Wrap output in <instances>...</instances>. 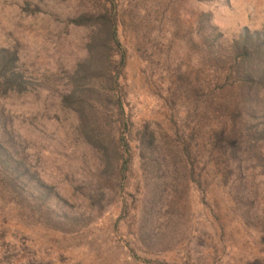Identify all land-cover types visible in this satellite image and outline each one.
<instances>
[{
	"label": "rangeland",
	"instance_id": "1",
	"mask_svg": "<svg viewBox=\"0 0 264 264\" xmlns=\"http://www.w3.org/2000/svg\"><path fill=\"white\" fill-rule=\"evenodd\" d=\"M99 3L0 0V49L31 82L2 104L29 168L0 162V264H264V93L233 49L264 0H114L125 127L106 151L53 105L94 34L69 19Z\"/></svg>",
	"mask_w": 264,
	"mask_h": 264
},
{
	"label": "trees",
	"instance_id": "2",
	"mask_svg": "<svg viewBox=\"0 0 264 264\" xmlns=\"http://www.w3.org/2000/svg\"><path fill=\"white\" fill-rule=\"evenodd\" d=\"M108 2L107 5L99 3L100 11L94 15L84 13L82 16L69 19L70 25L89 28L94 34L86 46V57L69 75V90L53 103L56 113L63 112L75 118L76 134L83 135L84 142L94 151L110 150L114 141L112 136L114 128L111 127L110 119L115 117L121 124L120 127H125L122 89L119 82L125 66V53L121 50L119 40L118 9L114 0ZM28 10L34 12V9L27 7L25 11ZM233 49L238 57L236 76L240 70L244 73L241 86L248 87L249 91L251 87L255 88L254 99L262 103L264 31H258L254 35L248 30L243 31L237 42H234ZM19 61L16 52L9 48L0 49V162L5 168L11 166L20 173L26 172L25 168L27 170L29 168L28 162L24 163L21 160L23 142H20L19 134L14 130L13 120L2 109L6 99L27 93L31 84L25 79V72L19 67ZM110 105L111 107H108ZM111 111L114 113H110ZM121 135H125L123 130ZM140 135L153 134L142 131ZM124 146L129 148V143L124 142ZM109 152H103V158L112 160ZM129 162V158L124 160L122 173L127 169Z\"/></svg>",
	"mask_w": 264,
	"mask_h": 264
}]
</instances>
